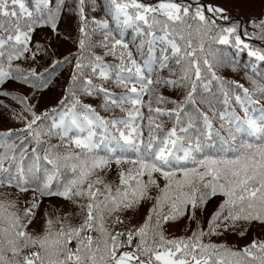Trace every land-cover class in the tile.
Wrapping results in <instances>:
<instances>
[{
  "label": "snow or ice",
  "instance_id": "obj_1",
  "mask_svg": "<svg viewBox=\"0 0 264 264\" xmlns=\"http://www.w3.org/2000/svg\"><path fill=\"white\" fill-rule=\"evenodd\" d=\"M63 2L53 5L52 0H34L30 9L25 0H0V61L7 62L6 68L0 64V79L12 77L14 71L25 82L38 75L34 68L25 74L19 66L14 68L13 62L31 51L37 27L48 25L56 30ZM103 8L120 38L110 30L107 19H94L92 23L103 33L94 46L107 49V55H116L120 49L119 64H106L95 53H90L88 64H84L81 56L73 85L60 101L61 108L51 110L55 115L47 128L43 118L49 113L37 115L26 105L33 117L25 129L30 139L10 144L7 138L11 133L2 134L5 151L0 154V185L20 192L34 186L33 191L41 197L68 199L79 210L80 222L72 224L71 213L55 219L49 216L43 234L33 235L28 226L39 202L34 198L21 214L9 210L17 207L14 201H0V264H264V239H253L240 250L204 242L206 236L235 230L241 221L264 224V78L258 81L250 76L254 86L250 90L219 77L204 56L202 63L211 74L207 79L198 56L206 51V45L208 49L222 45L237 52L247 50L250 57L264 61V50L254 49L241 38L239 25L227 23L230 17L223 7L201 0H104ZM79 14L84 22L80 29L84 38L79 41L83 52L89 36L85 0H79ZM129 28L141 38L139 61L123 39ZM244 35H249L246 30ZM219 51L216 48L212 55L222 64L216 55ZM35 55L32 53L33 59ZM173 61L181 75L176 79L159 75L171 71ZM231 63L235 66L234 60ZM85 70L92 75L85 76ZM96 76L103 81L114 79L124 91L118 94L103 83L95 84ZM77 81L84 95L103 94L105 111L119 109L125 115L105 117L83 103L73 90ZM213 81L219 85L222 99L212 93ZM232 84L242 91L230 96ZM155 85L186 87L187 91L181 101L168 100L156 92ZM201 85L208 94L202 98L208 111L197 106ZM145 95L149 96L147 125L142 111ZM153 95L158 103L174 107L153 108ZM25 99L21 98V103ZM159 117H167L171 126L157 122ZM44 136L58 137L60 143L49 144L41 155L42 145L47 143ZM33 141L36 147L28 154V144ZM5 161H9L7 166ZM112 162L131 166L119 172L115 188L99 174ZM156 173L163 177V187L155 179ZM217 196L222 202L205 231L197 220V210ZM147 200L153 203L142 224L130 225L125 231L109 229V219L123 224L121 214ZM185 215L196 221V230L190 236L168 238L163 226Z\"/></svg>",
  "mask_w": 264,
  "mask_h": 264
},
{
  "label": "trees",
  "instance_id": "obj_2",
  "mask_svg": "<svg viewBox=\"0 0 264 264\" xmlns=\"http://www.w3.org/2000/svg\"><path fill=\"white\" fill-rule=\"evenodd\" d=\"M157 0H145V2H149V3H156ZM34 2V0H33ZM96 13L100 14L99 11L97 10V7L94 6ZM78 11V7L77 4L75 3V1H72L71 7L67 12V8L65 10V18H67V22L66 24L69 25L75 18L76 14ZM261 14H264V8L260 9L259 11ZM97 14V15H98ZM255 15L252 16V18H249L245 15V13H242L243 15V20L236 24L239 25V31L241 33V38L245 40L246 43H249L253 46V48H259L264 50V39H261V31L262 29H264V24H262V18L264 16H260L259 13H254ZM65 21V19H64ZM93 20L88 19V23H87V30L91 31L93 34H95L100 40L103 39V33L100 29L96 28L95 25L92 23ZM236 20L235 19H230L229 22H227L228 24L234 23ZM64 23V22H63ZM84 24V22H82ZM109 28H111L114 32H116L118 38H120L119 32L115 27V23L113 21H109ZM95 29V30H93ZM245 30L247 31V33L249 35H244ZM255 33V35H251ZM123 39L125 40L126 43L129 44V50H131L133 52V55L135 56V58L139 61L141 59L140 53L137 51V45L140 43V37H137L135 34L134 29H126L123 33ZM60 42V46H58V50H61L63 45L62 43L64 42L63 39H59ZM54 43V41L52 42ZM75 51L77 50V46L76 44L73 45ZM216 48H219L220 51L219 53H217V58L222 59L224 61V63H216L215 59L213 58L212 53L215 51ZM107 49L105 48H101L100 51V56L103 57V61L106 64L109 65H116L119 64V60L110 55H107L106 52ZM62 51V50H61ZM157 55L159 56V51L157 52ZM56 56H59L58 53ZM198 56L201 57V59L203 60V56L201 53H198ZM207 57L209 59L210 62L213 63V70L216 72V74L221 77L222 79L226 80V81H232V82H236L239 84H242L244 87L249 88L250 90L254 87L251 83V81L249 80V77L251 76L253 79H256L258 81H260L262 78H264V61H258L255 57H250L247 53V50L243 51V52H237L236 49L232 48L231 46H222V45H213L212 49H209V52L207 54ZM50 58V55H49ZM62 58V57H61ZM60 58V59H61ZM236 58L237 59V63L239 65V71H228L230 68L229 66L232 65L231 61H235ZM201 60V62H202ZM46 63L45 60H36L34 59L33 62L30 64V66L32 68H39L40 66L44 65ZM171 71L169 70H164L162 73H159V75H162L164 77H168V78H172V79H176L181 75V71L180 68L178 66L175 65V62L173 61L172 64L170 65ZM201 68H202V75L204 77H206L207 79H211V74L207 71L206 67L203 65V63H201ZM174 73V74H173ZM98 78V76H96ZM107 83L109 81H106ZM112 82V80L110 81ZM114 82V79H113ZM106 83V87L109 88V83ZM171 86V85H169ZM165 87L163 89H166L167 91H169L168 93H179V96H184L187 88L186 87H180V86H173V87H168L167 86H162V85H155L154 88L155 90H159V88ZM124 90V89H123ZM242 90L236 89L235 84H232L229 87V95L233 96L234 93L239 92ZM212 93L215 94L216 97L222 99V97L220 96V89H219V85L217 84V82L213 81L212 83ZM208 95L207 93H204L203 91V87L202 85L198 87L197 89V106L200 107L202 110L204 111H208V106L205 105L204 103H202V98ZM154 95L152 96V107L154 108ZM169 97V96H166ZM21 98H26L24 103H21ZM171 98V97H169ZM149 100V96L145 95V104H147V101ZM158 103V102H157ZM231 103L235 106V100L233 99L231 101ZM160 104V103H158ZM26 105H31L32 106V111H34L36 114L41 115V113L49 108L50 102H49V97L47 95V93H45L44 91H37L34 90L31 86H29L26 83L23 82H18L16 84H13L12 86H8L6 90L3 91L2 95L0 96V140L1 142L4 141V138L2 134H4L5 132L2 130L4 128L7 127V125L10 122H19L21 125H16L13 126L11 128L6 129V133H11V136H9L8 139V143H15V144H20L22 139H30L29 137V133L25 130L26 129V125L29 122V119L27 117V114L29 116L32 117V114L30 111H28V109L26 108ZM214 107H221V105L219 104H214ZM237 111H240V109L237 106ZM243 113L241 112V115ZM209 115H211V112H209ZM48 122V121H47ZM157 122H164L165 123V127H170L172 121L169 120L168 118L163 119V118H158ZM24 123V124H23ZM40 123V122H39ZM38 123V124H39ZM43 123H45L43 121ZM217 126H219V121H216ZM33 127H36L35 125ZM23 130V131H22ZM44 141H47V143H44L42 145V152L43 149L48 148L49 144H59L60 140L58 137H52L49 138L47 136L43 137ZM256 140L253 139V142H255ZM0 142V153L3 150V146ZM36 147L35 142H30L28 144L27 147V151L31 152L32 148ZM66 149H61V151H65ZM5 150H3L4 153ZM42 155V154H41ZM6 166V165H5ZM110 168H106V172L109 171ZM115 167H112L110 170H114ZM102 172V171H101ZM100 175L106 176V172L101 173ZM66 175H68L69 178H71V174L67 173ZM33 194H27L24 192H20L17 188L15 187H8L7 185H0V201H4L5 203L10 202V201H14L17 205L16 208L14 209H9L10 211H17L20 212L22 214L23 209L25 207H28L32 204L33 202ZM37 200V199H36ZM39 202V207L36 208L37 212L40 213H44L46 214L48 217H52L53 219H55V214L57 213H61V214H69L72 212L69 211L68 209L61 207L63 203H70L71 201L62 197H58L55 196L53 199L51 200H45V199H41V200H37ZM49 208H52L49 211H45ZM144 212V209H143ZM214 213L213 210L209 209V208H200L197 210V220L199 221L201 219L202 222V228L207 231L208 230V221L211 218L212 214ZM208 214H210L208 216ZM70 215V216H71ZM69 216V217H70ZM184 217H188V215L184 216ZM128 218V214L122 213L121 214V219L123 220V224H114L113 225V231H125L129 226L125 223L126 220ZM80 215H75L74 220L71 222L72 224H78L80 222ZM39 223H43L45 224V222H40L37 220H32V223L28 226V231L30 233V227L34 224H39ZM33 234V233H32ZM192 234V231H187L185 235H173L171 237L168 238H179V237H186V236H190ZM224 234V233H223ZM35 235V234H33ZM93 235L95 236L96 234L93 233ZM254 235L256 236L257 240H261L264 239V234H258V233H254ZM223 235L218 236L217 238L222 237ZM216 238V239H217ZM215 236H211V237H205L204 238V242L208 243V242H214V243H218V241H215ZM221 244V243H218ZM75 245V241H73V246ZM245 246L243 244H240V248L238 247H232L235 250H240L243 249Z\"/></svg>",
  "mask_w": 264,
  "mask_h": 264
},
{
  "label": "rangeland",
  "instance_id": "obj_3",
  "mask_svg": "<svg viewBox=\"0 0 264 264\" xmlns=\"http://www.w3.org/2000/svg\"><path fill=\"white\" fill-rule=\"evenodd\" d=\"M208 1V2H207ZM207 3L212 2V3H217V4H222L228 9H231L233 13H245V15L249 18H252L254 13H259L260 16H264V14H261L259 11L260 9L264 8V0H206ZM224 8V7H223ZM224 8L227 12V9ZM262 21H264V17L262 18ZM72 27V26H71ZM65 35H69L67 31L63 32V34L60 35V37H63ZM260 35H264V32L261 31ZM55 44H60L59 40L55 41ZM66 43H62V45L65 47ZM70 49L62 52L65 53L67 51H70ZM228 71H239V69L236 66H229ZM240 72V71H239ZM159 90L168 93L166 89L159 88ZM168 94H176V93H168ZM166 97V96H165ZM169 99V97H166ZM32 117H28L29 121L31 120ZM24 124V123H23ZM127 169V168H125ZM119 167H115L114 170H110L106 172V177L103 179L105 180L106 183H110L112 186H115L117 183H119ZM158 178L161 180V177L158 176ZM162 182V180H161ZM114 188V187H113ZM157 190L155 188L152 189V195H156ZM153 201L152 200H147L141 202L140 206L133 209L129 210L131 214L129 215V218L126 220V224L128 226L130 225H140L144 222V219L146 218V215L152 205ZM61 207H64L71 211L73 214L78 215L79 210L75 207V205L70 203H63ZM52 208H49L45 211H49ZM144 209V212H143ZM56 215L62 216L61 213H57ZM210 214H208L209 216ZM47 215L44 213H40L39 219L37 221L40 222H45L47 219ZM198 218V216H197ZM200 226L202 227V222L201 219L198 221ZM251 226V228L248 230V227ZM164 231L165 235L167 237H171L173 235H185L186 232L189 231H195L197 228V223L196 221H191L188 217H179L175 221H169L166 223L164 226ZM45 224L39 223V224H34L30 227V230L33 234L35 235H42L44 232ZM243 231L244 235H240V232ZM254 233L258 234H264V226L259 225V224H248L246 222H238L237 228L235 230H230L229 232H225L222 237L217 238L218 236H215V241H218V243L221 244H231V243H248L253 240V238H256Z\"/></svg>",
  "mask_w": 264,
  "mask_h": 264
}]
</instances>
